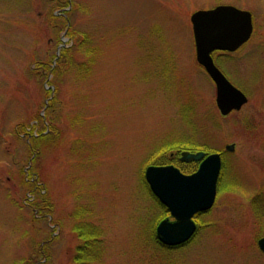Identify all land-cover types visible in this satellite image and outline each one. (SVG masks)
Returning <instances> with one entry per match:
<instances>
[{
  "label": "rangeland",
  "instance_id": "obj_1",
  "mask_svg": "<svg viewBox=\"0 0 264 264\" xmlns=\"http://www.w3.org/2000/svg\"><path fill=\"white\" fill-rule=\"evenodd\" d=\"M67 2L0 0V264H74L82 225L102 230V264H264V0ZM218 6L254 23L240 50L213 54L249 100L225 118L191 22ZM200 152L225 153L216 204L166 247L156 230L173 220L145 172L186 174Z\"/></svg>",
  "mask_w": 264,
  "mask_h": 264
},
{
  "label": "water",
  "instance_id": "obj_2",
  "mask_svg": "<svg viewBox=\"0 0 264 264\" xmlns=\"http://www.w3.org/2000/svg\"><path fill=\"white\" fill-rule=\"evenodd\" d=\"M196 44L197 62L217 90L216 104L223 118L240 112L248 104V97L218 68L213 58L216 52L235 53L246 45L254 33L252 13L234 6H218L194 13L191 17ZM235 145L225 151L235 152ZM188 161L200 163L198 171L186 175L175 166H151L145 180L170 217L156 230L158 241L169 248L190 242L198 231L196 218L209 213L216 204L218 184L223 168L220 153L187 154ZM257 245L264 254V238Z\"/></svg>",
  "mask_w": 264,
  "mask_h": 264
},
{
  "label": "trees",
  "instance_id": "obj_3",
  "mask_svg": "<svg viewBox=\"0 0 264 264\" xmlns=\"http://www.w3.org/2000/svg\"><path fill=\"white\" fill-rule=\"evenodd\" d=\"M65 4H68L67 0H65ZM52 18L55 19L56 21L64 19L63 16H55ZM63 25L65 26V23H63ZM72 35L75 36V33L72 32ZM82 41H83L82 45H85L86 44L85 40H82ZM87 52H88V54H92L91 50H88ZM47 70L52 71V72L55 71V69L51 68V67L47 68L46 71ZM44 132H45V130L41 131V133H39L41 136L39 135L38 137H36L35 141L39 145L43 144V141H45V140L48 141V139L50 138V135L46 134V136H45ZM223 156H225V153L223 154ZM197 168H198V166H196V165H190V166H188V169H184L185 171L184 170L183 171L186 174H193L197 170ZM144 183L147 187V184L145 181H144ZM147 189H148V187H147ZM30 192L33 193L34 196L38 192L40 194L41 198L44 197V195L42 194V192H40L39 187L37 185L33 186L32 190ZM34 203H36V202L34 201ZM255 205H256V215L260 213V217L264 216V211H263L262 206L260 204H257V203H255ZM35 209L37 210L38 213L45 211V209L43 207L41 210H39V208H35ZM164 213L166 214L165 209H164ZM78 237L81 240L82 245L80 246L79 251L77 252V256L74 260V264H102V254L104 252V240H103L102 230L100 228H98L97 226L87 227L86 225H82L80 228V231L78 229ZM156 239H157V237H156ZM156 239H154L155 242H156Z\"/></svg>",
  "mask_w": 264,
  "mask_h": 264
}]
</instances>
